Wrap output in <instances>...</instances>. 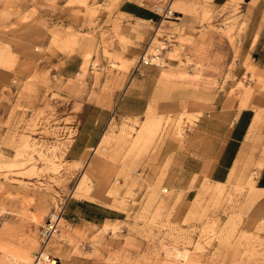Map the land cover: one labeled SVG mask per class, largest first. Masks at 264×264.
Here are the masks:
<instances>
[{"label": "rangeland", "instance_id": "rangeland-1", "mask_svg": "<svg viewBox=\"0 0 264 264\" xmlns=\"http://www.w3.org/2000/svg\"><path fill=\"white\" fill-rule=\"evenodd\" d=\"M247 1L157 0L153 9L173 13L150 24L118 13L119 0H0V264H264V191L247 161L237 182L194 184L201 160L185 156L209 147L190 135L193 103L211 111L220 95L252 92L246 74L224 84ZM89 41L93 62L84 47L80 69L61 74ZM143 57L155 94L143 115L124 118L119 104ZM171 97L178 108L160 110ZM90 103L111 107L100 136V125L88 134L101 115Z\"/></svg>", "mask_w": 264, "mask_h": 264}, {"label": "crops", "instance_id": "crops-1", "mask_svg": "<svg viewBox=\"0 0 264 264\" xmlns=\"http://www.w3.org/2000/svg\"><path fill=\"white\" fill-rule=\"evenodd\" d=\"M230 1L210 0V3L215 7H221ZM156 2L157 0H119L117 12L125 18L138 19L152 24L158 19L152 8V5ZM244 8L246 12L242 13V15L246 18L247 25L241 34L242 46L237 53L239 58L229 70L231 78L225 81L224 84L230 87L229 83H236L238 77L242 79L246 74L245 87H250L252 92L244 94V91L241 90L238 97H231L229 100L220 95L217 97L218 100L215 98L213 102L215 109L211 111L206 109L204 101L193 103L192 111L199 113V115L190 135L197 136L199 141L200 139L202 141L207 140L209 147L206 154L199 156L193 155L191 148L188 147L189 153L185 156L189 158L194 156V158L201 160L198 168L189 172L194 175L192 179L194 184L200 183L203 178H207L214 183L237 182L242 176L238 174L239 169L243 168V163L247 161L246 177L248 178L252 174L254 188L257 191H264V0H248ZM247 9L251 10L248 12ZM182 17L188 18L185 15H182ZM172 22L178 23L176 21ZM197 29L202 30L204 27ZM89 42V45L87 44L86 46H76L73 52L67 55L66 59L73 56L74 58H71L64 67L61 65V74L66 68L68 71L66 72L68 73L67 75H71L80 69L84 59L83 50L85 48H92L90 54L91 62H93L95 42ZM63 55L61 52H56V56L60 59L64 57ZM76 60L77 62H75ZM34 61L35 58L29 62L32 63ZM247 65H250L255 72L253 80H250L252 72L247 70ZM149 68L151 69L152 67L142 63L138 64L135 77H139L134 78L132 84L127 85L119 104L122 117H140L151 102L155 94V83H150L147 75H145V70ZM258 77L261 78L260 82H258ZM149 83L151 85L149 86V91H147ZM157 103L160 110L176 109L178 108L179 99L171 97L160 99ZM90 104L98 107L101 115L98 114L92 118V126L88 134L91 136L92 130L100 125L102 127L100 136L106 123L111 118V107L100 106L97 103ZM87 119L86 116L83 124L78 128V136L83 134L85 128L87 129L85 125L88 121ZM78 139L79 137H76L74 141L76 142ZM253 146L257 148L255 154L251 152ZM92 147L86 141L79 150L80 154L82 155L92 149ZM87 202L90 203V201ZM82 217L94 222L107 219L110 214L108 212L103 213L100 218H94L87 214L82 215Z\"/></svg>", "mask_w": 264, "mask_h": 264}, {"label": "built area", "instance_id": "built-area-1", "mask_svg": "<svg viewBox=\"0 0 264 264\" xmlns=\"http://www.w3.org/2000/svg\"><path fill=\"white\" fill-rule=\"evenodd\" d=\"M154 12L156 14H159L162 17H170L173 13V11L170 9V7H163L161 5H155L154 6ZM142 64H149L150 61L149 59H145L144 57L142 58L141 61ZM55 215V214H54ZM56 216V215H55ZM56 217H51L50 221L48 223V225L46 227H44L43 231H42V237L44 238H48V235H50V233H52L53 231H55V227H56V222H55Z\"/></svg>", "mask_w": 264, "mask_h": 264}, {"label": "bare ground", "instance_id": "bare-ground-1", "mask_svg": "<svg viewBox=\"0 0 264 264\" xmlns=\"http://www.w3.org/2000/svg\"><path fill=\"white\" fill-rule=\"evenodd\" d=\"M218 184H221V183H218ZM220 186V185H219ZM217 189V188H216ZM220 189V188H219ZM222 190V189H221ZM76 191V188L75 189H73V191H72V193H74ZM206 191V190H205ZM221 192V191H220ZM215 193L217 194L218 192H216V190H215ZM211 194H213L212 192H211ZM216 194H215V196H216ZM218 196H219V194H217ZM257 196V195H256ZM259 197V196H258ZM252 200V199H251ZM52 216L53 217H56L54 214H52ZM261 217V216H260ZM259 218V217H258ZM257 218V219H258ZM255 220V219H254ZM178 253V252H177ZM43 258V259H47V260H49V255L46 253H44V251H41V255H40V258Z\"/></svg>", "mask_w": 264, "mask_h": 264}]
</instances>
